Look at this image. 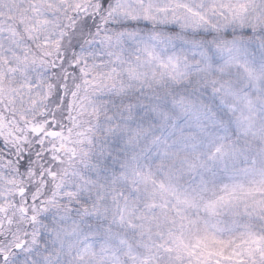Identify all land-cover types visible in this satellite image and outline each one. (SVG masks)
Instances as JSON below:
<instances>
[{"label": "snow or ice", "instance_id": "obj_1", "mask_svg": "<svg viewBox=\"0 0 264 264\" xmlns=\"http://www.w3.org/2000/svg\"><path fill=\"white\" fill-rule=\"evenodd\" d=\"M0 264H264V0H0Z\"/></svg>", "mask_w": 264, "mask_h": 264}]
</instances>
